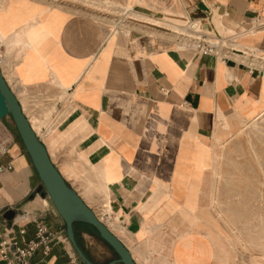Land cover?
Segmentation results:
<instances>
[{
	"label": "crops",
	"instance_id": "obj_1",
	"mask_svg": "<svg viewBox=\"0 0 264 264\" xmlns=\"http://www.w3.org/2000/svg\"><path fill=\"white\" fill-rule=\"evenodd\" d=\"M187 22L226 49L185 44ZM0 41L52 164L136 264H235L211 210L215 147L264 113V0H0ZM38 186L7 115L0 241L25 248L41 224L49 250L29 263L81 264ZM74 234L93 264L118 258L92 226Z\"/></svg>",
	"mask_w": 264,
	"mask_h": 264
},
{
	"label": "rangeland",
	"instance_id": "obj_2",
	"mask_svg": "<svg viewBox=\"0 0 264 264\" xmlns=\"http://www.w3.org/2000/svg\"><path fill=\"white\" fill-rule=\"evenodd\" d=\"M215 148L211 210L235 264H247L264 257V113L218 139Z\"/></svg>",
	"mask_w": 264,
	"mask_h": 264
},
{
	"label": "water",
	"instance_id": "obj_3",
	"mask_svg": "<svg viewBox=\"0 0 264 264\" xmlns=\"http://www.w3.org/2000/svg\"><path fill=\"white\" fill-rule=\"evenodd\" d=\"M7 115L12 118L40 180V186H38L36 192L42 197H47L53 205L65 226L67 239L81 264L93 263L90 262L76 243L74 234V224L76 223L92 226L97 231L98 236L115 252L118 258L108 264H136L122 242L86 206L52 164L45 146L33 131L0 68V120ZM13 214V211H7L5 217L11 218Z\"/></svg>",
	"mask_w": 264,
	"mask_h": 264
},
{
	"label": "built area",
	"instance_id": "obj_4",
	"mask_svg": "<svg viewBox=\"0 0 264 264\" xmlns=\"http://www.w3.org/2000/svg\"><path fill=\"white\" fill-rule=\"evenodd\" d=\"M187 33L179 34L185 44L204 54H216L221 49H226L225 40L220 37H211L201 33L197 24L187 22L185 24ZM23 233V231H21ZM50 236L48 230L41 224L36 226V234L33 240L27 242L25 248L14 246L5 240L0 241V261L4 264H30L29 259L39 247L44 251L49 250Z\"/></svg>",
	"mask_w": 264,
	"mask_h": 264
},
{
	"label": "bare ground",
	"instance_id": "obj_5",
	"mask_svg": "<svg viewBox=\"0 0 264 264\" xmlns=\"http://www.w3.org/2000/svg\"><path fill=\"white\" fill-rule=\"evenodd\" d=\"M1 42V41H0ZM245 136V135H244ZM97 143V142H96ZM105 143V142H104ZM99 145H101V144H99ZM102 147V146H101ZM263 188V187H262ZM216 227V226H215ZM229 246H230V244H229ZM230 250L231 251H233V247L231 248L230 247ZM232 253V252H231ZM230 253V254H231ZM232 258H234V261L236 260V258L234 257V256H232ZM243 258V257H242ZM252 258V257H251ZM223 259V261H224V257L222 258ZM228 259V258H227ZM222 264H223V262H222ZM224 264H226L225 263V261H224ZM247 264H264V257L263 256H255L252 260H250Z\"/></svg>",
	"mask_w": 264,
	"mask_h": 264
},
{
	"label": "trees",
	"instance_id": "obj_6",
	"mask_svg": "<svg viewBox=\"0 0 264 264\" xmlns=\"http://www.w3.org/2000/svg\"><path fill=\"white\" fill-rule=\"evenodd\" d=\"M95 230V229H94ZM96 231V230H95ZM97 232V231H96Z\"/></svg>",
	"mask_w": 264,
	"mask_h": 264
}]
</instances>
